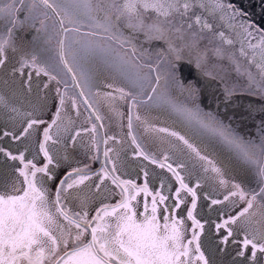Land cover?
I'll return each mask as SVG.
<instances>
[{
	"label": "snow or ice",
	"instance_id": "6c2138e0",
	"mask_svg": "<svg viewBox=\"0 0 264 264\" xmlns=\"http://www.w3.org/2000/svg\"><path fill=\"white\" fill-rule=\"evenodd\" d=\"M41 6L53 15L44 11L37 16ZM0 21L5 22V32L0 35V69L8 71V53H15L10 73L23 78L19 87L7 92L0 88V113L24 118L18 131L0 129V264H218L216 257L230 242L238 244L233 264H264V135L258 142L245 139L195 102L201 77L223 83L225 103L244 90L228 83L226 68L245 77L249 93L264 101V26L250 22L231 0H0ZM25 27L35 32L28 47L16 40L17 31ZM82 28L89 30L81 33ZM70 33L81 38L70 37ZM54 38L57 46L52 55ZM105 73L120 78L124 86L107 83L105 87L111 91L100 92L98 83ZM34 75L47 78L43 89L56 85L51 123L40 118L48 107L46 95L28 100L31 111L21 112L17 106L21 97L27 99L33 91ZM62 76H70L71 87L79 89L89 113L86 121H96L90 128L74 131L68 143L75 145L82 132H91L93 158L100 160L95 137L98 127H104L103 117L86 91L101 97L120 118L124 113L113 105L126 103L133 155L167 169L178 181L179 186L170 189L171 204L165 203L169 195L149 188L147 170H143L140 185L121 179L117 174L119 153L109 147L103 150L98 171L89 172L85 165L57 178L55 170L61 160L69 158L55 147L61 143L66 100H71L77 117L81 114ZM8 83L0 78V84ZM94 87L97 91L92 92ZM154 107L178 117L181 130L157 127L138 111L149 112ZM73 123L68 119L64 131ZM41 125L46 126L41 129ZM138 125L168 146L175 167L168 162V154L157 160L144 150L135 132ZM53 127L56 133H52ZM38 131L42 140L37 146L44 160L40 166L35 154L26 159L27 144L10 147ZM109 140L115 142L116 137L102 138L100 143L108 145ZM221 149L253 173L257 190L246 191L230 179ZM93 177L97 182L88 185ZM105 180L120 190L121 199L115 204L102 203L90 215V203ZM209 181L228 189L223 199L198 192ZM157 183L164 189L163 181L157 178ZM141 193L142 204L137 200ZM232 197L245 207L215 224L219 244L210 238L202 242L205 223L197 218L198 202L204 199L214 206ZM234 226L237 234L243 231L238 241Z\"/></svg>",
	"mask_w": 264,
	"mask_h": 264
},
{
	"label": "flooded vegetation",
	"instance_id": "af4514ba",
	"mask_svg": "<svg viewBox=\"0 0 264 264\" xmlns=\"http://www.w3.org/2000/svg\"><path fill=\"white\" fill-rule=\"evenodd\" d=\"M42 7V6H41ZM43 8V7H42ZM44 11H46L44 9ZM42 11V12H44ZM37 16L40 15V11H37ZM50 15V14H49ZM52 16V15H50ZM53 19H55L53 17ZM49 23L51 24L52 21L50 20ZM68 27H72V25H68ZM89 29L82 28L81 32H86ZM5 32V22L0 21V35H3ZM35 35V32L29 29L28 27H25L24 29H21L17 31L16 33V40L17 44H23L25 47H28L27 42L32 38V36ZM70 37L79 39V36L70 33ZM30 37V38H27ZM54 45V39L52 41L51 48L53 49ZM52 55H55L54 50H52ZM9 61L7 64L8 71L6 72L4 69H0V78L3 80H7L9 83L7 86L0 84V88H3V90H6V92L10 88L19 87L20 83L23 82V78L20 77L18 74L13 77L11 76L10 69L13 64L16 62V54L9 52ZM67 78L68 84L70 87L68 88L69 96L75 98L76 104L80 109V116L77 117L75 115V109L71 105V100H66L65 103V114H62L64 116V120L62 123V127L60 129L59 135L61 138V143L58 145H55V147L59 150L60 155H67L69 158L68 160H61L60 167L56 169L57 178L59 179L62 177L67 171H70L72 168L76 167H84L85 165L88 166L89 172H96L101 167V162L103 161V150L105 147L112 148L114 152L119 153L120 161L121 163L118 164L117 174L120 175L121 179L125 180H133L138 185L142 184L143 182V170H147L149 173V188L153 191H162L163 194L169 195V200L166 201V204H171L172 202V194L170 189L174 190L176 187H178V181H176L175 177L172 176L170 172L167 171V169H161L156 164H152L150 161L145 160L141 156H135L133 155L134 145L131 144V138L127 135L128 129H127V115H128V106L124 102L116 101L113 105L114 108H116L119 112L124 113V117L120 118L116 115V113L109 109L108 105L103 101L101 97H93L89 92L86 91V95H89V98L91 102L94 104V106L98 107L100 114L103 117V124L104 127L101 129L98 127L97 132L99 133L95 139L96 142L99 144L100 147V160H95L93 158L94 149L92 147V137L93 134L91 132H82L80 137H77V142L75 145H72L68 143V138L74 134V131L80 130L81 128H90L91 123L96 121L88 122L86 121V117L89 114L87 111H85V106L82 102V98L78 95L79 89H76L74 87H71V78L70 76H65ZM104 77V76H103ZM102 77V78H103ZM112 80L122 86L123 83L120 78L116 76H111ZM101 78V79H102ZM13 80H15V84H13ZM47 80V78L45 79ZM42 77H36L33 76L32 79V86L33 91L28 94L27 99L24 97H21V102H24V105L22 106L21 112H27L31 111V108L29 106L28 100H33L37 95L39 96H47L48 97V107L40 113V118L44 119L45 121L48 119V123H51V120L53 118V113L56 110V104H55V96L54 90H51V87L49 85L48 89H43L42 86ZM27 87V85H25ZM62 87V86H61ZM98 90L100 92H106L111 91V89H108L106 87H103L101 84H98ZM97 91V88H93L92 92ZM199 104V106L204 109L205 111H211L214 114H217L221 119H223L226 123L230 124L231 127L240 135L243 137V117L240 116H234L233 118L230 116V113L227 112H221L219 110L220 105L215 104L214 100L211 99L210 101H205L204 99L198 97L195 101ZM219 106V107H217ZM140 114L142 116H148L150 121L155 125L159 127H168L181 130V122L178 117H176L174 114L168 112L165 108L160 107H154L149 112H146L144 108L138 109ZM14 114H3L0 113V129H7V130H17V127L20 128L21 123L20 121L24 120L23 117H17L16 119H10L11 116ZM171 118V120H165L162 122L161 118ZM237 117H240V120H235ZM68 119H71L74 121V123L68 128V131H64V125H67ZM234 119V120H233ZM61 123V122H58ZM167 124V126L165 124ZM10 125L14 126L15 128L11 129ZM23 127V126H22ZM42 129V127H41ZM57 129L56 127H53L52 133H56ZM136 135L138 136L142 147L144 150L149 153L150 155H154L157 160H162L164 154H168V150L166 147V144L162 143L159 139L155 137V134H149L145 133L143 131V126L138 125L135 129ZM37 133V136L35 138V142L30 141V137H25L24 141L21 143L27 144L30 151L26 154V159H30L32 155H36V158L39 157L40 152H36L34 149L38 150V142L42 140V135L40 134V131L35 132ZM163 136L164 134H160ZM108 136H115L116 141L109 140L108 145H104L100 143L102 138H106ZM55 138V136H54ZM4 143L8 144V138H4ZM21 143L10 144V147H20ZM171 152V151H170ZM220 152H223V155H221V159L225 161L227 168V175L230 177V179L234 182L238 181L241 186L243 187V180L248 182H253V178L250 176L251 172L246 169L244 166H242L239 162H235L233 157L224 152L222 149ZM217 154H220L219 152ZM113 155V153H110V156ZM171 159L168 161L169 163L173 164V167L176 165V159L173 156L172 152L169 155ZM225 156L227 159H225ZM88 159H91V162L88 163ZM38 162V166L44 162V160L35 161ZM12 163V162H9ZM183 175V171L181 172ZM230 174V175H229ZM157 178L159 180L163 181L165 184L164 189L159 188V184L157 183ZM196 177L193 176L192 180H195ZM185 181L189 182V177L185 175ZM96 177H93L91 180L87 181L86 183L88 185H93L96 183ZM236 182V183H238ZM258 185V184H257ZM191 186V183H190ZM52 191H55V182L51 185ZM228 189L223 187H218L215 182L209 181L203 188L198 189L199 193L208 192L212 195L215 199H223V196L227 194ZM120 190L116 188L115 185H111L108 180H105L104 185L101 186V191L99 194H97L92 202L90 203V215L93 214V209L98 208L102 203L106 204H115L120 199L121 196L119 195ZM144 194L141 193L139 196H137V200L143 203ZM149 205L151 202V196L147 197ZM231 201H236V203H232ZM231 201L225 202L224 204L219 205H210V202L204 199H201L198 202V209L199 212L198 219H201L202 223H205V232L204 235L201 237L202 242L206 241L207 239H212L215 243L219 244V235L215 230V224L222 221L223 218L229 215H235L240 210H242L243 206L238 200L237 197H232ZM140 209H138V215H139ZM183 212V206H181V209L177 211L176 215L179 217L181 213ZM243 219V218H242ZM163 222V221H161ZM187 225H190V221H186ZM239 224V222H238ZM243 234V231L239 234L236 232V226H234V235L237 237V241L241 238ZM238 244L230 242L229 245L225 246L219 253V255L216 257L218 264H233V260L235 258V252L237 250Z\"/></svg>",
	"mask_w": 264,
	"mask_h": 264
},
{
	"label": "water",
	"instance_id": "95a60500",
	"mask_svg": "<svg viewBox=\"0 0 264 264\" xmlns=\"http://www.w3.org/2000/svg\"><path fill=\"white\" fill-rule=\"evenodd\" d=\"M231 2L246 12L247 19L250 22H253L258 26H264V0H231ZM42 7L38 11H44V8ZM46 10L49 14L53 15L50 9ZM226 28L227 25L225 22V29ZM227 34L232 35L230 30H227ZM79 38L81 37L79 36ZM56 46V39L54 38V45L52 49L54 50V53ZM235 47L238 48L239 45H236ZM226 73L227 75L225 78L229 84L238 89H244L238 95L234 96L230 103H225L223 101L224 85L220 80L214 81L201 77L199 79L200 95L203 96L205 100L210 101L209 94H211V99H215L217 105H220L219 110L224 112L226 108L225 112L230 113L232 118L234 116L243 115V137L245 139H251L258 142L259 138L264 135V133L261 132V129L264 128V124H262V121H264V111H261V109L264 108V101H262L260 97L249 93L245 83V77L238 76L230 68H226ZM222 75H224V73H222ZM62 77L67 80L65 76ZM235 120H240V117H237ZM250 176L253 178L252 184L257 182L252 172Z\"/></svg>",
	"mask_w": 264,
	"mask_h": 264
},
{
	"label": "rangeland",
	"instance_id": "374dc122",
	"mask_svg": "<svg viewBox=\"0 0 264 264\" xmlns=\"http://www.w3.org/2000/svg\"><path fill=\"white\" fill-rule=\"evenodd\" d=\"M111 76H113V75H111ZM110 75H108L107 73H105L104 74V77L102 78V79H100V81H99V83L98 84H101L103 87H105V85L107 84V83H112L113 85H114V87H122V85H120V84H118V83H116V82H114L113 80H112V77H111ZM42 77V83H44V82H46V77H44V76H41ZM63 78V77H62ZM64 79V78H63ZM42 87V86H41ZM50 87H51V90H55V87H56V85H55V83H53V84H50ZM4 91H6V90H4ZM68 95H69V91H68ZM54 96H55V93H54ZM70 97V96H69ZM76 98V97H75ZM55 104H57V98L55 97ZM24 105V102H21V100H19V102H18V107H21L22 108V106ZM10 119H12V118H10ZM49 119V118H48ZM48 119L46 120V121H48ZM171 120V118H165V117H162L161 118V120H162V122H164L165 120ZM20 123H21V126H20V128L22 127V126H24L23 125V120L22 121H20ZM163 124H165V123H163ZM166 126H167V124H165ZM46 125H41L40 127H45ZM159 127V126H158ZM162 127V126H161ZM169 128H171L170 126H168ZM10 128L11 129H13V128H15L14 126H12V125H10ZM20 128H18L17 127V130H19ZM175 130H177V129H175ZM40 134L42 135V132H40ZM37 136V133L36 134H32V136H31V139H30V141H33V142H35V138H36V136ZM21 143V142H20ZM15 144H19V142H15ZM38 145V144H37ZM166 147H168L167 145H166ZM36 152H39V150H36V149H34ZM167 150H168V148H167ZM168 155H170L171 154V152L168 150ZM36 160L37 161H42L43 160V154L41 153V154H39V157L38 158H36ZM88 163H90L91 162V159H88V161H87ZM225 165H226V163H225ZM226 167H228L227 165H226ZM230 175V174H229ZM236 182H238V181H236ZM239 183V182H238ZM243 188L246 190V191H249V190H257L258 189V185H257V182H255V183H251V182H248V181H244L243 180ZM259 199V198H258ZM240 203L242 204V206L243 207H245V203L243 202V201H240Z\"/></svg>",
	"mask_w": 264,
	"mask_h": 264
}]
</instances>
